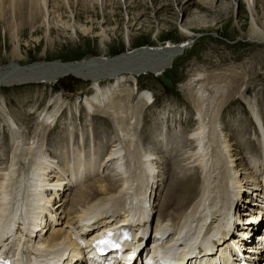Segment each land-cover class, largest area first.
I'll use <instances>...</instances> for the list:
<instances>
[{
    "label": "bare ground",
    "instance_id": "1",
    "mask_svg": "<svg viewBox=\"0 0 264 264\" xmlns=\"http://www.w3.org/2000/svg\"><path fill=\"white\" fill-rule=\"evenodd\" d=\"M0 1L2 6L0 10L5 13L3 21L7 25L6 28L11 35L12 42L18 39L15 27H19L20 22L17 20L22 19L21 24L23 22V25L26 26L27 24L32 28L38 21L43 20L52 13L60 11L59 9L61 8L65 12H68L71 17L73 15V10L70 9L67 0ZM119 1L122 0H117V4ZM152 1L155 2L157 0ZM188 1L185 0V3ZM217 1L197 0V4L202 8L216 9L218 6H216ZM241 1L246 5V9L250 15V26L247 33L250 38L248 40L264 43V30L260 26L254 10L255 1ZM78 2L81 7L80 11L101 18L98 24L108 22L111 19L110 12L108 14L106 10L104 12L101 10L102 13L98 11L100 7L96 5L97 3L94 0H79ZM104 4L108 5L107 2ZM165 5L170 4L167 3ZM156 9L154 10V14L153 12L150 14L152 17L159 10ZM220 10L222 12V9ZM188 11H190L188 7H182L180 8L179 14L180 12L185 14ZM143 14L146 13L139 12L132 19L135 20L138 18L137 20H139ZM22 16L25 21H23ZM194 16L196 15L194 14ZM15 20L16 23L14 22ZM180 31L182 34L188 36L180 43L167 41L163 45H144L138 48H132L118 54V57L114 56L110 58L105 55L94 57L91 60L85 59L81 61L82 65L80 68H76L82 70L91 66L102 67V65L103 67L114 68V75L111 78L99 80L97 77V79L90 83L91 92L83 100V110L86 114L88 112L87 115L93 118L95 116H101L104 118V121H109L115 129V137L112 143L113 148H111L110 153L108 152L109 154H106L102 159H98L97 161L94 158H92L93 160H86L79 153L73 152L70 156L75 157L74 161L77 162V166H72V162L68 164L69 161L66 162L63 160L66 167L61 168L59 161L62 159L58 161L57 159L59 157H53L49 153L50 146L62 148L64 144L70 146L72 143L74 146L82 144L81 146L86 149V147H90V143L95 147V144L99 142L100 131H98V128L88 130V132L92 131L95 137L89 138L90 143L84 142L85 136L83 131H79L80 129L75 130V132L67 129L66 135L68 134V137H59L53 140L54 136L50 132L59 127L60 120H62L63 113L61 111L63 109L61 110L60 107H63L65 103V101H62V97L57 98L53 102L50 99L49 103L40 112H38V107L36 108V112L33 111L34 118H36L38 124L35 125L36 127L32 132L26 129V131L20 129L17 117L15 116L14 118V115L12 116L10 113L4 114L2 112L4 104L0 102V113H3L5 116V118L4 116L0 118V124L7 123L11 128L7 136L9 142L7 145L5 144V150L0 151V160L2 161H0V223L9 214L14 215L18 209L22 210L21 213L23 212V215H19L20 219L33 216V219L37 221V223L32 224L21 234L22 238H24V247L27 250L24 264H73L72 260H75L76 255L80 254V245L72 237H80V230L83 231L85 228L91 229L88 232H84V234L88 235L92 234V231H96L94 227L108 230L110 228L106 229L105 227L115 225L116 222H110L111 219L118 217H123V220L119 221L120 224L131 222L137 234L148 236V228L153 223L151 221V224L148 225V214L151 213V209L153 210L152 216L156 211L160 213L157 224H152L154 228L160 230L158 233L159 237H153V244L158 247H163L160 251L164 259L163 264H254L261 258V253L264 249V221L261 223L256 222L258 236L254 237L253 232L255 230L251 224V217L252 212L256 209V205L260 202L259 199H254V196L261 193L258 190L261 186L264 187V131L262 132L261 138L256 142L255 147L250 151L242 152L243 155L238 157V160L241 158H251V152L253 150L258 152L252 153L253 161L249 160V163L242 164V162L228 159L231 158V145L238 144L235 143L236 141H234V144L228 138L230 133H223L220 117L222 112L229 106V103L235 101V99H232L230 102H228L230 99L228 101L226 100L227 91L230 92L231 98L232 91L236 89L239 91L242 84L244 85L246 83L245 68H243V72H238L232 67L220 72H217L219 71L218 69L217 71L211 70L209 72L210 70L197 68L185 82L184 88L189 90V94H187L189 97H186L192 103L190 106L195 111V119L198 124L186 135L187 139L191 140L189 145L192 147L189 148V152L183 150L182 154H185L186 162L195 169L187 167H181L180 169L181 162H179L178 164L174 163L170 165L164 171L165 167L162 165L166 163L165 154L162 155L164 159L160 158L158 161H161V163L156 166L158 161L156 162L157 159L155 156L158 152H155L153 149H146L144 146L143 148L140 147V142L137 138L138 125L141 122L140 113L144 107H148L152 103L153 96L148 90L140 92V96H137L139 100L131 104L135 99L132 96V91H130L133 89L118 88L121 82L129 78H135L140 73L142 75L149 71L153 72L155 76L161 77L162 81L168 84L170 81L165 77V74L169 73L168 69L170 67L173 68V66L168 67V63L175 58L178 51H181L182 48H187L186 43L189 42L188 46H190L193 43L190 40L195 37L187 27H181ZM105 35L102 38L100 37L101 39L99 41L101 44L108 38V35ZM12 44L11 56L15 59L21 58L18 43ZM102 61L104 62L102 63ZM162 64L165 65L160 67ZM59 68L64 69L63 66L51 64V62L46 65L37 66L13 64L12 70L2 71L3 74H0V77L3 79L19 80L22 83L36 80H40L39 82L41 83H52L51 80L45 77H49L50 73L59 72ZM119 68L120 70L125 68L124 72L117 74L116 71ZM127 68L132 71L126 72L125 70ZM47 70L49 71L47 72ZM89 71L82 70L81 72L86 73L83 74L85 77L95 76V74L92 75V72ZM34 73L35 78L31 76ZM58 77L55 76L54 78ZM77 88L85 92L88 90L83 86ZM127 90L129 92H125L123 95H117L118 91ZM60 101L62 102L60 103ZM77 103L78 101L73 103L76 116L80 112V105L77 106ZM136 104L141 105L140 111L139 109L137 110ZM247 104L250 110H255V105L252 101L247 100ZM72 114H69L68 118L71 117L72 119ZM61 123L64 124V122ZM163 129L162 127L161 130ZM154 131L152 129L148 130L144 139H146L149 133L151 134ZM158 140L163 143L162 139ZM54 141H56L55 144L53 143ZM46 143L47 146H45ZM81 146H78L76 150H81ZM85 149L83 153L89 156L91 150L88 152ZM91 149L94 151L93 148ZM92 153L94 154V152ZM255 154L258 157H254ZM110 162L111 169L107 171L108 173L99 172L98 168L101 166L103 168L110 166ZM98 165L99 167H97ZM160 165L162 167L161 171L163 172L158 175L168 179V182L164 185V187L168 186V189L165 194L163 192V200L156 209L151 205L154 201L152 200V196L157 194V190L160 189L161 184L157 183L155 188L154 186L150 188V185L154 183L157 177L156 173L160 171ZM240 165L244 167L238 170ZM249 165L252 168L249 169ZM233 166H235V169ZM236 171L241 172L240 177L235 174ZM245 180L249 183V187L241 184ZM231 183L237 184V188L244 192L240 193L243 196L240 197L239 201L246 195L251 197V200L249 197L246 198L250 200L246 204L251 203L249 206L246 205L247 209L242 210L243 205H235L238 207L237 220L238 224H241L239 227L245 232H238V235L243 233L242 236H237V238L233 239L230 234L235 232V226H232L233 229L230 233L229 229L231 227L225 221L226 216H229L230 221H232L236 214V212L233 213L232 210L229 212L227 209V205L229 206V198L232 199L234 197L229 189ZM74 184H78V186L73 188L75 186ZM247 188L250 189L246 190ZM68 189H71V192L68 193L70 195L69 197L66 195ZM206 190H212L214 193L205 201L203 194ZM236 193L237 189L234 191L235 198ZM61 194L63 196L60 200ZM58 198L60 201H56ZM243 203L245 204V202ZM232 205H234V202ZM134 212L137 213L136 217L133 215ZM57 213H59L58 218L55 217ZM218 214L221 216L218 217ZM223 215H225V219L222 217ZM208 216L218 217L215 222H212L213 224L220 222L221 226L218 227L216 224L209 231L207 228L201 236H194L193 241L188 243L184 235H187L190 230L192 231L195 224L203 222L204 218L208 219ZM212 222H209L208 227ZM136 233L134 234V238L137 236ZM209 235L214 236V238H210L212 241L207 243L205 239ZM180 236H183L182 239L173 247L174 242ZM10 237L11 234L8 226L3 227L0 231V241H8ZM200 237L203 238H201V248L199 249L200 255H197L194 250V245L199 242ZM88 242L89 239H86L84 246L87 247L86 244L90 243ZM234 242L239 245L234 244ZM244 245H246L245 248ZM78 262L77 260L76 264Z\"/></svg>",
    "mask_w": 264,
    "mask_h": 264
},
{
    "label": "rangeland",
    "instance_id": "2",
    "mask_svg": "<svg viewBox=\"0 0 264 264\" xmlns=\"http://www.w3.org/2000/svg\"><path fill=\"white\" fill-rule=\"evenodd\" d=\"M67 1L69 2L70 9L73 10L72 17L60 7V11L50 14L51 16H46L43 20L41 19L32 28L27 24L26 26L23 25V22L21 24L22 19L17 20L20 22V26L17 27L15 25L16 34L18 36V39H16L15 42L11 41V35L6 28L7 25L5 21H3L5 13L0 10V14H3L2 16L0 15V74H3L2 71L6 72L12 70L13 64L25 66L32 62L51 60H59L60 62H80L85 60L86 54L91 55V58H89L90 60L94 57L105 55L113 58L114 56L118 57V54L126 52L132 48H138L144 45H163V43L167 41L180 43L188 37L185 34H182L180 29L181 27H187V29L190 30V33L195 35V37L190 40L193 43H191L190 46H188L189 42L186 43L185 45H187V48H182L181 51H179L180 53H178L170 62L172 64L168 65V67L173 66V68L170 67L168 69L169 73L165 74V77L170 81L168 84L162 81L161 77L155 76L153 72L149 71L142 75L140 73L139 76H136L135 78H129L126 80L127 82H121L118 87L119 89H133L130 91H132V96H134L135 99L131 104H134L139 100L137 96H140V92L148 90L153 96V100H151L152 103H150L148 107H144L140 113L141 122L138 125L139 129L137 131V138L140 142L139 145L142 148L144 146L146 149H153L155 152L157 151L158 153H156L155 156L157 159L156 162L160 158L164 159L162 155L165 154L166 163L165 165H162L165 167V169L163 168L164 171L169 168L170 165H173L174 163L178 164L179 162H181L180 169L181 167L195 169L186 162V156L184 157L185 154H182L183 150L189 152V148L192 147L189 145L191 140H188L186 135L198 124L195 119V111L190 106L192 103H190L189 96L187 95L189 94V90L184 88L185 82L192 76L194 70L197 68L210 70L209 72H211V70L217 71V69L219 70L217 72H220L229 67L235 68L238 72H243V68H245L246 83L244 82L245 84H242L239 91L237 89L232 91L231 98L230 92L227 91L226 100L228 101L230 99L228 101L230 102L232 99H235V101H231L229 106L227 105V109L222 112L220 117L223 133H230L228 138L231 139L233 143L236 141L235 143L238 144L231 145V158L228 159L242 162V164L249 163V160L253 161L252 153H258L253 150L251 152V158H241L238 160V157L243 155L242 152L253 149L264 131V43H257L248 40L250 38L247 35L250 26V15L246 9V5L243 4L241 0H218L216 2V6L218 5L216 9L202 8L197 4V0H189L186 3L185 0H157L155 2H151V0H122L119 1L118 4L117 0H115L116 2L114 0H94L95 3H97L96 5L100 7L98 11L101 12L102 10L104 12L106 10L108 11V14L109 12L111 14V19L108 22L99 24L98 21L101 20L100 17L80 11L81 7L78 2L79 0ZM254 1V10L257 16L260 17L258 18L256 16V18L264 30V0ZM106 2L108 5L104 4ZM167 3L170 5H165ZM189 3L191 4L188 5ZM182 7H188L190 11L185 14L180 12L179 14L180 8ZM1 8L2 6L0 4V9ZM155 9L159 10L155 16L152 17L150 14L152 12L154 14ZM218 9H222V12ZM139 12L146 14H143L139 20H137L138 18L133 20L132 18ZM194 14L196 16H194ZM22 18L23 21H25L23 16ZM14 22L16 23V20ZM101 33L104 35L106 34L105 36L108 35V38H106L102 44L99 40L104 35ZM11 42L14 44L18 43L17 45L21 58L15 59L11 56L13 48ZM31 76L33 78L36 77L35 73ZM39 81L40 80L31 82L26 81L22 83L19 80L2 78L0 80V102L4 104L2 112L4 114L10 113L12 116L14 115V118L16 116L20 129L32 132L36 127L35 125L38 124V121L34 118L35 115L33 111L36 112V108L38 107V112H40L49 103L50 99H52L51 102H53L57 98L62 97V101H65V103L63 107H60L61 110L63 109V111L60 110L63 113L62 120L60 121L64 122V124L60 122L59 127L50 132L51 135L55 137H53V140H56L59 137H68V134L66 135L67 129H70V131L73 130V132L80 129L79 131H83L85 136L84 142L86 141L88 143H90L89 138H95L92 131H89L91 133L88 132L89 129L98 128V131H100V137L99 142L95 144V147L90 143V147H86L85 149L81 146L82 144H80L78 145L81 146V150L79 151L76 150L78 149V146H74L72 143L70 146H67L66 144H64L63 147L59 146L62 148L50 146L49 153H51L53 157H59V159H57L58 161L62 159L59 161L61 168L66 167L63 160L66 162L69 161L68 164L72 162V166H77V162L74 161L75 157L70 156L73 152L79 153V155L86 160H93L92 158H94L96 161L102 159L106 154H109L111 148H113L112 143L114 140L113 138L115 137L114 126L109 123V121H104V118L101 116H95V118L90 117L87 115L88 112L86 114L83 110V100L85 99V96L91 92L90 83H92V81L81 79V77L71 74L61 75L58 78H54L51 80L52 83H41ZM79 81L83 82L81 87L83 86L88 89L86 92L76 87V84ZM125 92H129V90L118 91L117 95H123ZM247 100L252 101L255 105H253L255 110H250ZM62 101H60V103ZM76 101H78L77 106L80 105V112L77 116L75 115V106H73V103ZM135 106L137 110L139 109L140 111L141 105L136 104ZM3 113H0V118L4 116ZM69 114H72V119L71 117L68 118ZM102 114L104 115V113ZM162 127L164 128L163 130H161ZM10 129L11 128L7 123L0 124V151L5 150V147L9 142L7 136ZM151 129L155 130V133H149L146 139H144L145 134L148 133L147 131ZM156 137L160 140L162 139L163 143L156 139ZM80 142L82 143V141ZM53 143L55 144L56 141ZM150 143L151 145H149ZM45 146H47V143ZM91 148H93L94 151H92ZM160 148L162 149L160 150ZM84 149L88 152L91 150V154L88 156L83 153ZM172 151L173 153H171ZM92 152H94V154ZM254 157H258V155L255 154ZM180 159H182V161H180ZM163 161L162 163H164ZM160 163L161 161H158L156 166ZM109 165L110 166L105 168H103V166L98 168L99 172L108 173L107 171L111 169V162ZM97 167H99V165ZM234 167L235 166H233V168ZM240 167H238V170L242 169L244 166L240 165ZM161 168L160 165V171L157 172L155 170L157 172V177L154 180V183L150 185V188L153 186L155 188L157 183L161 184L160 189L157 190V194L152 196V200L154 201L151 205L156 209L163 200V192L165 194L168 189V186L164 187L165 183L168 182V179L158 175L163 172L161 171ZM250 168H252L251 165H249V169ZM235 174L240 177L241 172L236 171ZM241 184L244 186L246 185V187L250 186L247 180L244 182L242 181ZM76 186H78V184L73 188ZM229 187L231 194L234 197L232 199L229 198V206L227 205V209L229 212L231 210L233 213L236 212V214L232 221H230L229 216H226V219L224 217L225 215L222 217H224L227 224L231 227L229 229L230 233L233 229L232 226H235V232L230 234L233 239L237 238V236H242L243 233L238 235V232H245L239 227L241 224H238L237 220L238 207L235 205H243L242 210L247 209V206L251 203H246L250 202L251 197L246 195L239 201L240 197L243 196L240 194L243 190L238 189L237 184L234 183H231ZM71 189L67 190V197L70 196L68 193L71 192ZM235 189H237L236 198L234 195ZM248 189L250 188H247L246 190ZM258 190H260L261 193L255 195L254 199H259L260 202L256 205V209L252 212L253 214L251 217V224L254 226L255 230L253 232L254 237L258 236L256 222L261 223L264 221V187L261 186ZM213 193L212 190H206L203 194L205 196V201L210 195H213ZM63 194L60 195V200ZM248 197L250 200L246 199ZM57 200L60 201L59 198L56 199V201ZM233 202L234 205H232ZM243 202H245V204ZM54 208L56 207L54 206ZM152 213L153 210L151 209V213L148 214V225L151 224V221L155 220V224H157L158 216L160 215L159 211H156V213L153 214L156 218L152 219ZM58 214L59 213L55 215L56 218H58ZM220 216L221 215L218 214V217ZM217 218L208 216V219L204 218L203 222L195 224L196 226L194 225V228L196 229L193 228L192 231L190 230L192 234L189 231L187 235H184L185 238H187L188 243L193 241L192 239L195 238L194 236H201L207 228L208 231L211 228H214L217 223L213 224V222H215ZM209 222L212 223H210L208 227ZM211 236L212 235H209V237L207 236L208 238L205 239L207 243L211 242V239L214 238V236ZM182 237L183 236H180V238L174 242L173 247L180 242ZM234 244L238 243L234 242ZM245 247L246 245H244V248Z\"/></svg>",
    "mask_w": 264,
    "mask_h": 264
},
{
    "label": "water",
    "instance_id": "3",
    "mask_svg": "<svg viewBox=\"0 0 264 264\" xmlns=\"http://www.w3.org/2000/svg\"><path fill=\"white\" fill-rule=\"evenodd\" d=\"M178 53H179V51H178ZM89 58H91V55L90 54H86L85 55V59H89ZM110 61V60H109ZM49 62H51V64H55V65H61V66H63L64 67V69L62 68H59L60 70H59V72H55V73H57V74H55V73H50V76L49 77H45L46 79H48V80H52V79H54V77L56 76V77H58V76H60V75H69V74H71V75H74V76H79V77H81V79H86V80H91V81H93V80H95V79H97V77H98V79L99 80H101V79H105V78H111L114 74H113V72H114V68H110V67H103V65H102V67H96V66H91V67H87L86 69H82V70H85L86 72H87V70H90L91 72H92V75H94L95 74V76H88V77H85L83 74H86L85 72H81L82 70H79V69H76V68H80V66L82 65V62L80 61V62H76V61H67V62H59L58 60H51V61H37V62H32V63H30V65H34V66H37V65H46V64H49ZM104 61H102V63H103ZM84 63V62H83ZM171 63L169 62L168 63V65H170ZM163 65H165V64H162V65H160V67H162ZM122 68V67H121ZM116 69H118V68H116ZM124 69L125 68H123V69H121L120 70V68H119V70H117V71H119V72H117L116 71V73L118 74V73H121V72H124ZM49 70H47V72H48ZM89 71V72H90ZM126 72H130V71H132V70H129V68H127L126 70H125ZM2 78V77H1ZM40 78V77H39ZM81 84H83V82L81 81H79L77 84H76V87H81Z\"/></svg>",
    "mask_w": 264,
    "mask_h": 264
},
{
    "label": "snow or ice",
    "instance_id": "4",
    "mask_svg": "<svg viewBox=\"0 0 264 264\" xmlns=\"http://www.w3.org/2000/svg\"><path fill=\"white\" fill-rule=\"evenodd\" d=\"M98 243L105 244V243H111V241L110 240H100L98 241ZM113 246H116V245H113Z\"/></svg>",
    "mask_w": 264,
    "mask_h": 264
}]
</instances>
